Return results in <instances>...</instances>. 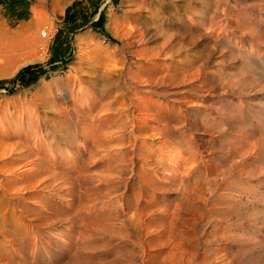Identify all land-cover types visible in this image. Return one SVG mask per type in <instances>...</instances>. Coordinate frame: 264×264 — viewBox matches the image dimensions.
<instances>
[{"label": "rangeland", "instance_id": "rangeland-1", "mask_svg": "<svg viewBox=\"0 0 264 264\" xmlns=\"http://www.w3.org/2000/svg\"><path fill=\"white\" fill-rule=\"evenodd\" d=\"M1 146L0 264H264V0H0Z\"/></svg>", "mask_w": 264, "mask_h": 264}, {"label": "bare ground", "instance_id": "bare-ground-1", "mask_svg": "<svg viewBox=\"0 0 264 264\" xmlns=\"http://www.w3.org/2000/svg\"><path fill=\"white\" fill-rule=\"evenodd\" d=\"M208 32V31H207ZM180 50V49H179ZM120 72V71H119ZM142 79V78H141ZM145 80V79H144ZM143 81V80H142ZM140 96V95H139ZM135 100V99H134ZM146 100V99H145ZM146 104V103H145ZM94 113V112H93ZM104 113V112H103ZM108 113V112H107ZM154 113V112H153ZM110 114V113H109ZM156 114V113H155ZM97 115H99V114H97ZM154 115V114H153ZM91 116H93V115H91ZM101 116V115H100ZM89 119H91V118H89ZM93 119V118H92ZM99 119V118H98ZM155 119H156V117H155ZM87 125V124H86ZM163 125H165V124H163ZM129 127V126H128ZM95 128V127H94ZM157 128V127H156ZM159 128V127H158ZM151 129V128H150ZM131 130V129H130ZM158 130V129H157ZM91 131H92V129H91ZM107 131H109V130H107ZM106 131V132H107ZM116 132V131H115ZM146 134V133H145ZM110 139V138H109ZM117 139V138H116ZM85 145V144H84ZM126 145V144H125ZM2 147V146H1ZM11 147V146H10ZM2 148H4V149H2ZM1 149H2V151L0 150V158H1V160H2V158H5V156L7 157V155L10 153V152H8L5 148L6 147H2ZM96 149V148H95ZM84 150V149H83ZM5 151H6V153H5ZM97 151V150H96ZM176 152V151H175ZM177 152H179V151H177ZM170 153V152H169ZM172 153V152H171ZM174 153V152H173ZM11 154V153H10ZM10 154H9V156H10ZM100 154V153H99ZM102 154V153H101ZM183 154V153H182ZM12 155H13V153H12ZM100 157H102L101 155H99ZM172 156V155H171ZM104 157V156H103ZM102 157V158H103ZM97 158H99V157H97ZM101 158V159H102ZM169 158H171V157H169ZM184 158H186V157H184ZM172 160L170 161V162H172L173 163V165H175V167H177V166H180L181 168H182V170L183 171H186L189 167H188V163H187V158L186 159H183V157L180 155V153H176V155H174V156H172V158H171ZM188 159H190V158H188ZM194 159V158H193ZM170 160V159H169ZM185 160H187L186 162H185ZM131 161V160H130ZM169 162V161H168ZM170 162H169V165H170ZM167 163V162H166ZM171 163V164H172ZM191 163V162H190ZM189 163V164H190ZM33 164V163H32ZM172 165V166H173ZM30 166V165H29ZM163 167V166H162ZM171 167V166H170ZM188 167V168H187ZM193 167V166H192ZM30 169H31V167H29ZM172 168V167H171ZM174 168V167H173ZM34 169V168H33ZM29 170V169H28ZM3 171V170H2ZM130 171V170H129ZM175 173V172H174ZM100 175V174H99ZM205 175V174H204ZM97 176V175H96ZM95 176V177H96ZM101 176V175H100ZM98 178V177H97ZM95 178H93V180H94ZM99 180V179H98ZM101 180V179H100ZM5 189V188H4ZM11 193V192H10ZM9 194V193H8ZM3 220V219H2ZM5 221V220H4ZM0 233H1V231H0ZM7 234H9V235H5V237L7 238V239H9L8 241H11V243H12V240L13 239H11L12 238V236H11V234L9 233V232H6ZM34 233V232H33ZM17 235V234H16ZM31 236H33V235H31ZM4 237V238H5ZM30 237V236H29ZM17 238V237H16ZM31 239V238H30ZM34 243V242H33ZM15 245V244H14ZM17 245V244H16ZM19 245V244H18ZM22 245V244H21ZM3 247V246H2ZM12 247H14V246H12ZM22 247V246H21ZM15 248V247H14ZM6 250V249H5ZM5 250H4V252H5ZM19 250V249H18ZM3 251V250H2ZM13 251V250H12ZM15 251H17V250H15ZM8 252V251H7ZM6 252V253H7ZM9 255V254H8ZM25 259V258H24ZM3 260V259H2ZM87 260V259H86ZM4 261V260H3Z\"/></svg>", "mask_w": 264, "mask_h": 264}, {"label": "trees", "instance_id": "trees-1", "mask_svg": "<svg viewBox=\"0 0 264 264\" xmlns=\"http://www.w3.org/2000/svg\"><path fill=\"white\" fill-rule=\"evenodd\" d=\"M30 68L31 67L29 65H26V66L22 67L20 70L17 71V73L15 75V78H18L21 75L30 72Z\"/></svg>", "mask_w": 264, "mask_h": 264}]
</instances>
